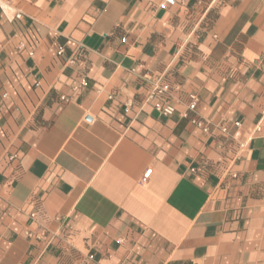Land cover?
Returning <instances> with one entry per match:
<instances>
[{
  "label": "crops",
  "instance_id": "crops-1",
  "mask_svg": "<svg viewBox=\"0 0 264 264\" xmlns=\"http://www.w3.org/2000/svg\"><path fill=\"white\" fill-rule=\"evenodd\" d=\"M162 1L1 2L0 264H264V0Z\"/></svg>",
  "mask_w": 264,
  "mask_h": 264
},
{
  "label": "built area",
  "instance_id": "built-area-1",
  "mask_svg": "<svg viewBox=\"0 0 264 264\" xmlns=\"http://www.w3.org/2000/svg\"><path fill=\"white\" fill-rule=\"evenodd\" d=\"M2 1L4 0H0V4ZM176 4H177L176 0H163L160 3L159 7L161 9H165V8L173 7ZM55 45L57 49V55L58 56L65 55L66 53L65 45L60 44V43H56ZM83 55H84L83 48L81 45H79L76 48V50L69 56L67 62L69 64H75L83 57ZM88 85H89L88 80L83 78L80 84L74 87V90L78 91L81 87H87ZM170 91H171V86L168 82H161L160 80H158L154 84L151 97H165L170 93ZM190 99H191V102L189 105V110L196 111L198 108V97L196 95H191ZM62 100L68 101V99L64 96L62 97ZM156 109L166 116H170L174 113V108L171 105H165V104L159 103L156 105ZM188 116H189L188 114H185V117H188ZM263 116H264V113H263ZM192 123L207 134H215V131H219L223 134H229V128L225 124L216 125V124H213L211 121L206 120L204 118H200V117L193 118ZM234 126L239 128L240 123L234 122ZM240 146L242 147L243 144H241ZM3 160H6L7 162H11V163L18 162L20 160V154L19 152H12V153L11 152H6V153L0 152V161H3ZM149 174H150V171L146 173L145 178H148ZM37 217H38V211L31 213V218L37 219ZM28 235L29 237H35V239L40 240L42 236H45V232L36 234V236H34L33 233L29 232Z\"/></svg>",
  "mask_w": 264,
  "mask_h": 264
}]
</instances>
